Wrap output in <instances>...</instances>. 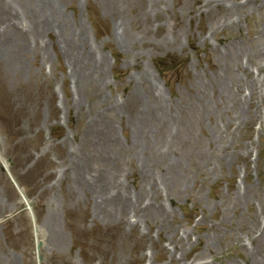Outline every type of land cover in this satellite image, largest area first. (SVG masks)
I'll use <instances>...</instances> for the list:
<instances>
[{
	"label": "rangeland",
	"instance_id": "rangeland-1",
	"mask_svg": "<svg viewBox=\"0 0 264 264\" xmlns=\"http://www.w3.org/2000/svg\"><path fill=\"white\" fill-rule=\"evenodd\" d=\"M3 2L0 264H264V0Z\"/></svg>",
	"mask_w": 264,
	"mask_h": 264
},
{
	"label": "bare ground",
	"instance_id": "bare-ground-1",
	"mask_svg": "<svg viewBox=\"0 0 264 264\" xmlns=\"http://www.w3.org/2000/svg\"><path fill=\"white\" fill-rule=\"evenodd\" d=\"M39 1H40V10L43 11V9H44V7L46 5V2H45V0H39ZM2 4L3 5L0 4V9H1L0 10V15H2V16L5 17L6 15H9L10 10L5 5V2H3ZM31 17L34 18L33 16H31ZM21 26H22V23H21ZM31 30L33 31V29H31ZM0 37L3 38L2 43H4V45H2L1 48H0L1 49V53H2V55H0V57L2 58V56H3L10 67H15L16 68L19 65V63H20V62L18 63V61L20 60V57H17L18 53L15 52L11 48L10 44L13 42V45H14L13 48H16V50L19 53H21V51L23 49H25L28 44L24 41L23 38H22V40H20L18 37L10 36L7 33H2V34L0 33ZM8 38H10L11 41ZM21 45L23 46V48H21V49L17 48V46H21ZM260 45L261 46H260V48H258V51L263 54V48L262 47L264 46V39L261 41V44ZM16 57H17V60H15ZM9 59H12V63H10L9 61H7ZM254 86H255V83L250 82L249 88H251V89L248 90V94H250V95H253L254 94L252 92V91H255ZM0 159L3 162L2 163L3 166H4L3 171H5L7 173V175L9 176L10 180L17 185L18 191L22 192L21 185H20V183H18V181L16 180V178L14 177V175L11 173L10 167H8V165H7V161L4 160L1 157H0ZM78 160H79V156H76V158H72V161H71L72 162V165L76 164L75 162H78ZM77 176H78V174L76 175V177ZM78 181H79V184H80V188L82 190H84L87 187V184L85 183V179L83 178V176L79 177L78 178ZM114 183H117L115 179H113L112 181L109 182V185L110 186H108V189L105 191V194H112L113 197H110L109 200H111L112 202L113 201H117V209L119 210V212H121L124 209L126 203H128L129 201H131V196L128 193H122V192H120L121 189L116 188V186H118V185L117 184H114ZM112 187H113L114 190H109ZM20 198H21V200L26 199L25 194H24L23 197H20ZM103 200H107V199L103 198ZM28 206H30L29 209L31 210V204L30 203H29ZM50 225H53V227H54V233H55V236H56L57 230H56V220H55V218H53L51 220ZM62 239H63V236L59 234V237H58V240L57 241H62ZM36 243H38V248H39V246H41L40 243H42V242L38 238ZM7 261H10V260H7Z\"/></svg>",
	"mask_w": 264,
	"mask_h": 264
}]
</instances>
